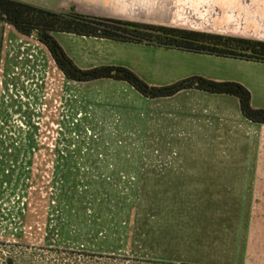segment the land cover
<instances>
[{"label": "rangeland", "instance_id": "1", "mask_svg": "<svg viewBox=\"0 0 264 264\" xmlns=\"http://www.w3.org/2000/svg\"><path fill=\"white\" fill-rule=\"evenodd\" d=\"M79 2L264 42V0ZM52 35L82 70L125 67L157 87L242 79L264 109V65ZM10 261L264 264V124L231 96L147 99L114 79L73 82L37 36L0 23V264Z\"/></svg>", "mask_w": 264, "mask_h": 264}, {"label": "trees", "instance_id": "2", "mask_svg": "<svg viewBox=\"0 0 264 264\" xmlns=\"http://www.w3.org/2000/svg\"><path fill=\"white\" fill-rule=\"evenodd\" d=\"M0 23L12 26L24 36L37 32V39L49 50L58 68L73 82L114 79L130 85L147 99L171 98L180 92L197 89L213 95H226L239 100L243 116L264 124V109L252 106L250 91L237 82H218L191 77L168 86H152L125 67H101L82 70L66 55L52 34H70L118 43L141 44L181 52L243 60L264 64V42L210 34L174 27L100 18L70 9L56 12L17 0H0ZM115 74H112V72ZM9 264H13L12 261Z\"/></svg>", "mask_w": 264, "mask_h": 264}, {"label": "crops", "instance_id": "3", "mask_svg": "<svg viewBox=\"0 0 264 264\" xmlns=\"http://www.w3.org/2000/svg\"><path fill=\"white\" fill-rule=\"evenodd\" d=\"M20 2H24L27 4H31L37 7H41L47 10H51V11H56V12H62V11H69L71 8L75 7V9L83 15H89V16H96V17H106V18H112V19H118V17L120 16L118 14V9H116L113 6H106V4H102L100 5L101 7H96V6H92V4L85 6L82 5V3L80 4V0H17ZM99 5V4H98ZM168 50V49H166ZM191 55H194L195 57H203V56H207V57H215V56H208V55H202V54H193L190 53ZM219 58V57H217ZM220 59H227V58H220ZM229 60V59H228ZM233 60V59H232ZM235 61H239L240 63H246L247 65H264L263 63H255V62H248V61H243V60H235ZM133 72L135 74H137L141 79L145 80V77L142 76V74H140L138 71L133 70ZM203 78L209 79V80H214V81H218V82H225V81H235L237 83H240L241 85H243L244 87H246L250 93H251V97H252V105L255 108H260L259 105H255V94L253 93L252 89L249 87V85L245 82V80L242 79H233V80H228V79H218V78H214L213 76H209L207 74H203L202 75Z\"/></svg>", "mask_w": 264, "mask_h": 264}, {"label": "water", "instance_id": "4", "mask_svg": "<svg viewBox=\"0 0 264 264\" xmlns=\"http://www.w3.org/2000/svg\"><path fill=\"white\" fill-rule=\"evenodd\" d=\"M32 35H33V36H38V33H37V32H33ZM112 74H115V72L113 71Z\"/></svg>", "mask_w": 264, "mask_h": 264}]
</instances>
